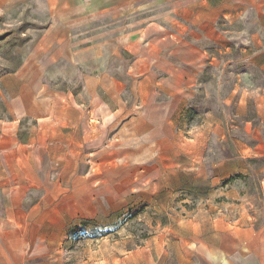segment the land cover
Listing matches in <instances>:
<instances>
[{
    "label": "rangeland",
    "instance_id": "374dc122",
    "mask_svg": "<svg viewBox=\"0 0 264 264\" xmlns=\"http://www.w3.org/2000/svg\"><path fill=\"white\" fill-rule=\"evenodd\" d=\"M154 1L137 16L148 25L142 48L127 39L107 57L90 51V74L106 71L114 90H78L58 59L44 111L12 118L4 78L48 13L43 0H0V245L26 250L29 264H246L264 243V127L251 97L240 102L264 86L240 55L264 46V4L232 23L219 16L223 36L210 33L199 55L169 38L178 28L166 22L169 0ZM103 30L97 21L90 37ZM174 44L191 49L175 61L197 72L186 88L165 78L177 67L159 52Z\"/></svg>",
    "mask_w": 264,
    "mask_h": 264
},
{
    "label": "crops",
    "instance_id": "0c3cea01",
    "mask_svg": "<svg viewBox=\"0 0 264 264\" xmlns=\"http://www.w3.org/2000/svg\"><path fill=\"white\" fill-rule=\"evenodd\" d=\"M43 1L48 13V21L45 27L34 40L24 62L4 78V85L8 94L7 110L12 118L43 112L47 107L48 86L46 82L54 79L51 75H55L56 78L57 75L59 76L58 72L48 68L51 66L50 63H55L58 59H65L68 66L74 71V75L80 77L78 90L82 92L90 93V90L97 89V85L103 82L108 85L106 88L114 90L112 84L118 86L120 82L112 78L106 71L90 74V51H97L101 48L105 53L103 57H107V54L111 53L112 50L125 48L122 43H125L127 39L136 41L141 48L147 43V40L144 41L141 35L143 29L148 25L143 26L142 19H137V16H141L145 9L143 0ZM155 1L151 2L156 3V5H150L151 9L158 6L159 2ZM254 1L213 0L211 3L209 0H169L167 1L168 11H171L173 15L166 22L169 26L174 24L178 27L172 30L169 38L172 40L177 35L180 42L193 44L195 51L200 55L202 47L198 44L209 39L210 33L216 39L223 36L218 29L220 25L217 23L219 16H222L227 23H232L236 20L234 16L237 17L239 11L243 12L252 7ZM261 2L264 4L263 0ZM183 10L190 11V15H182V20L176 19L174 13L181 14ZM132 16L135 18L134 22L127 24V18H132ZM97 21H102L104 30L96 35L98 38H91L90 27H94ZM153 23L151 21L149 24ZM261 23L264 27V19ZM128 25L134 26V31L131 32L130 37L127 36ZM179 26H187V29L183 30ZM121 28H125V30L122 32ZM252 40L258 41L257 38H252ZM151 41L153 42L154 39ZM182 47L180 49V45L175 46L174 44L170 48L172 50L163 49L159 54L167 62H171L177 67L176 73L164 72L168 82L181 84L186 88L191 80L197 76V72L189 64L191 61L188 63L183 61L181 65L176 64V60L191 58V49ZM243 51L240 54L242 58L257 66L264 76V46L258 51ZM134 61H137V55H134ZM141 75L140 82L146 78L142 73ZM73 77L71 78L73 79ZM168 87H164L163 90L169 92L170 88ZM251 92L248 94L247 91L240 95V102H247L248 97H251L254 101V110L258 116L257 122L264 127V86L256 87ZM41 109L43 110L41 111ZM254 130L258 132V128ZM253 251L255 253H249L248 256L249 259H254V262L248 260L246 264H264V243L257 253L256 249ZM28 259L29 255L24 249L14 250L9 243L0 245V264H29ZM235 260L237 263L242 262L240 257H236Z\"/></svg>",
    "mask_w": 264,
    "mask_h": 264
}]
</instances>
